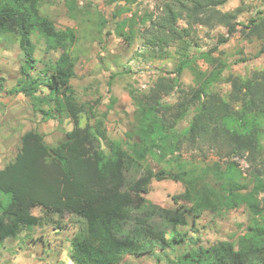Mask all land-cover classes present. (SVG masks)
I'll return each instance as SVG.
<instances>
[{"label": "trees", "instance_id": "1", "mask_svg": "<svg viewBox=\"0 0 264 264\" xmlns=\"http://www.w3.org/2000/svg\"><path fill=\"white\" fill-rule=\"evenodd\" d=\"M227 1L162 0L157 14H144L138 21L131 14L117 23L115 32L130 43L135 25L149 23L145 46L162 52L173 41L181 44L179 51L187 56L192 47L188 40L198 27L225 28L226 36L218 40L225 44L241 26L242 38L259 41L257 56L264 54L263 12L240 25L238 17L244 10L239 6L221 11ZM39 2L0 0V34L17 36L23 54L19 80L5 90L0 77V94L21 93L29 99L32 112L45 120L67 118L72 128L55 146L47 145L35 130L25 132L19 152L0 170V193L9 197L6 204L0 201V243L34 227L59 226V220L73 216L81 227L70 240L72 263L120 264L125 256L181 244L184 236L178 227L186 226L188 217L196 221L205 212L220 214L244 206L249 223L237 243L198 246L179 255L175 264H264V70L246 78L224 77L226 64L202 54L211 70L196 73L195 87L176 88L175 79L159 77L148 94L135 99L136 125L127 134L132 143L126 146L107 137L106 113L100 120L78 101L71 84L76 59L69 51L77 37L71 29L58 30L41 16ZM66 8L71 19L78 18L74 0L67 1ZM180 21L184 28L179 27ZM100 22L105 26L103 19ZM35 23L44 31L48 50H60L53 63L44 65L46 95L37 94L40 78L31 75L37 65L30 38ZM219 82L230 87L225 97L212 91ZM174 90L176 101L164 103L163 97ZM191 111L187 127L178 129ZM85 112L88 122L82 126ZM183 149L204 159L212 152L225 160L224 166L183 161ZM152 159L158 164L156 170L148 163ZM235 160L246 162L247 176L243 177ZM165 180L183 186L180 195L171 197L177 205L174 209L146 199L151 183ZM33 209L41 214L33 215Z\"/></svg>", "mask_w": 264, "mask_h": 264}, {"label": "rangeland", "instance_id": "2", "mask_svg": "<svg viewBox=\"0 0 264 264\" xmlns=\"http://www.w3.org/2000/svg\"><path fill=\"white\" fill-rule=\"evenodd\" d=\"M39 1L41 16L51 20L58 30L71 29L77 37L69 51L76 59L75 76L71 84L78 101L86 104L87 113L91 108L100 120H102L100 116L106 113L103 123L107 137L119 140L126 146L132 143L127 134L136 125L135 99L140 100L143 95L148 94L149 89L155 87L159 77L175 79L176 88L195 87L196 73L198 71L207 73L211 70L202 54H210L211 57L219 58L226 64L224 77L232 75L246 78L253 72L264 70V54L257 56L260 42L244 40L240 34L241 26L225 44H218V40L226 36L225 28L198 27L196 35L188 40L192 47L189 48L187 56L180 53L181 44L173 41L162 52L152 51L150 47L145 46L144 34L149 23L135 25V36L130 43L117 36L116 25L120 20L130 17L131 14L137 15L136 21L144 14H157L162 0H74L79 7L76 19H71L67 12L66 2L70 0ZM239 6L244 10L238 17L240 25L245 24L257 12L264 14V0H228L220 10L231 11ZM102 19L106 24L101 27ZM179 27H185L183 21L179 22ZM30 38L37 60L34 75L36 77L38 73L45 77L44 75L48 73L44 65L53 63L58 58L60 50H48L44 31L37 23L31 29ZM187 60V65L177 76V71ZM22 62L19 38L1 33L0 77H3V86L6 89L7 85L14 81L16 74L20 75ZM176 90L163 97V102L174 103L177 98ZM229 90V85L222 82L212 87V91L223 97ZM129 92H132L134 100ZM3 99H10V95H6L5 92L0 94V111H4L7 105ZM87 113L81 116L82 126L88 122ZM192 114L191 111L179 124L178 129L183 130L187 127ZM38 120H41L38 126L44 128V137H51L50 130L57 125V121L45 120L34 114L32 121ZM90 123H93V120H90ZM57 129H60V126ZM59 140L61 138L51 142V145H55ZM262 143L264 145V140ZM181 160L201 163L198 164L201 166L213 162H219L224 166L225 163V160H219L212 152H207L204 159L198 153L186 152L184 149ZM235 161L243 177L247 176L246 162ZM148 163L153 169L158 168L155 159L149 160ZM182 192L183 186L178 182L154 181L146 199L161 207L174 209L177 205L173 203L171 197ZM0 201L6 204L9 197L0 193ZM180 204L188 205L183 201ZM31 212L36 216L41 214L39 209H33ZM248 217L244 206L220 214L205 212L196 221L188 217V224L178 227V231L184 236L181 244L142 256H125L120 264H175L179 255L198 246L206 247L221 241L237 243L238 238L246 234ZM80 227L79 220L73 216H66L59 220V226L52 223L24 231L15 239H7L0 243V264H73L69 252L70 240L79 232Z\"/></svg>", "mask_w": 264, "mask_h": 264}, {"label": "crops", "instance_id": "3", "mask_svg": "<svg viewBox=\"0 0 264 264\" xmlns=\"http://www.w3.org/2000/svg\"><path fill=\"white\" fill-rule=\"evenodd\" d=\"M34 73L35 71L31 72L33 77H35ZM37 75H39L41 82L39 85V92L37 94L46 95L48 93L46 80H44L45 78L40 74L37 73ZM19 78L20 75L16 74L14 81L7 85V89L13 88ZM4 88L6 89L5 86ZM3 100L7 102V105L4 111H0V170L10 163L19 152L21 147V137L25 132L35 130L43 137V140L47 145L55 146L65 139V134L72 128L69 119L63 118L60 122L56 120L57 125L52 127L50 130L52 132V136L45 138L43 135L44 128L42 126H38V123H40L41 120L35 122L32 121V117L36 113L32 112L30 101L27 97L18 93L10 95V99ZM59 126L60 129H57ZM57 138H61V140H59V142L55 145H51V142Z\"/></svg>", "mask_w": 264, "mask_h": 264}]
</instances>
